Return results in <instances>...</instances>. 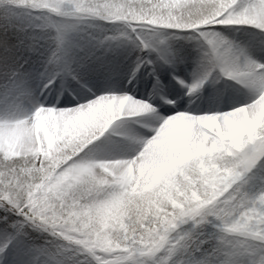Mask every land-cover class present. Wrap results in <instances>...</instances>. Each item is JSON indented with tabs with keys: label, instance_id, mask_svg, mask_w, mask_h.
<instances>
[{
	"label": "snow or ice",
	"instance_id": "6c2138e0",
	"mask_svg": "<svg viewBox=\"0 0 264 264\" xmlns=\"http://www.w3.org/2000/svg\"><path fill=\"white\" fill-rule=\"evenodd\" d=\"M0 264H264V0H0Z\"/></svg>",
	"mask_w": 264,
	"mask_h": 264
},
{
	"label": "bare ground",
	"instance_id": "6f19581e",
	"mask_svg": "<svg viewBox=\"0 0 264 264\" xmlns=\"http://www.w3.org/2000/svg\"><path fill=\"white\" fill-rule=\"evenodd\" d=\"M249 31H253V30H251V29H249ZM238 42H247V37H245L243 34H240V35H235V37H234ZM212 92H213V90L211 89V88H209V89H207L204 93H203V95L205 96V98L207 99V98H209L211 95H212ZM199 101H197V103H198ZM185 106H187V105H185Z\"/></svg>",
	"mask_w": 264,
	"mask_h": 264
},
{
	"label": "rangeland",
	"instance_id": "374dc122",
	"mask_svg": "<svg viewBox=\"0 0 264 264\" xmlns=\"http://www.w3.org/2000/svg\"><path fill=\"white\" fill-rule=\"evenodd\" d=\"M199 103V102H198Z\"/></svg>",
	"mask_w": 264,
	"mask_h": 264
}]
</instances>
